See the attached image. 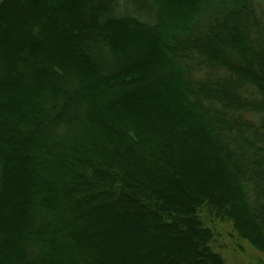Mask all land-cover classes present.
<instances>
[{
	"label": "trees",
	"instance_id": "obj_1",
	"mask_svg": "<svg viewBox=\"0 0 264 264\" xmlns=\"http://www.w3.org/2000/svg\"><path fill=\"white\" fill-rule=\"evenodd\" d=\"M187 140L225 188L186 180ZM9 225L0 264H124L106 234L125 264H227L223 233L264 259V0H0Z\"/></svg>",
	"mask_w": 264,
	"mask_h": 264
},
{
	"label": "rangeland",
	"instance_id": "obj_2",
	"mask_svg": "<svg viewBox=\"0 0 264 264\" xmlns=\"http://www.w3.org/2000/svg\"><path fill=\"white\" fill-rule=\"evenodd\" d=\"M37 12L39 11L38 9H36ZM26 12H29L27 10L25 11H21L20 13L16 14L17 17H21L22 20H26ZM32 13V12H31ZM31 13L28 14L31 15ZM71 13H73V15H71ZM70 13V16H62L61 14L57 15V16H53L50 13L46 12L43 9V15H45L46 18L51 19L52 21H55L57 24L55 26L56 31L54 32V34H49V40H50V51L49 52L52 56H56V57H68L71 59H75L77 60V57L74 55L72 56V50H71V45H68L69 43H67L65 41L66 38H64L63 33L64 30L67 29V27L69 25H72L74 23V18H75V14L74 11ZM27 16V17H28ZM28 20V19H27ZM16 23H14L15 25ZM161 103V102H160ZM158 107H160L159 110L162 111L163 107L160 106V104H156ZM146 110V109H145ZM144 110V112H145ZM138 109L136 107H134L133 112H137ZM159 114V113H158ZM149 117V116H147ZM171 118H176V114L174 115V113H172ZM164 124H167L168 121L164 122L162 121ZM170 124V123H169ZM201 150H203L205 152V149L202 148L200 146ZM202 151V152H203ZM201 151H199V145H196V143L187 140L184 145L183 148L181 149V155H182V159L185 162L184 166L185 169L187 170V168H189L188 170H192V174H186V180L190 181L191 183L193 182L192 179L198 180L199 178H202L203 180H206L208 182L211 183V189L215 190L216 192H218L221 188H223L225 185L221 186V174L219 172V170H215V166L213 163L211 162H201L200 160H196L198 158H205L207 157L205 154H200ZM196 157V158H195ZM195 171V172H194ZM166 182V181H165ZM187 182V181H186ZM19 183V182H18ZM193 184V183H192ZM182 189L185 190L186 186L185 184H183ZM225 188V187H224ZM21 192V194H20ZM16 194L23 199L26 198L25 192L21 189V187L19 188V190H16ZM11 218V217H10ZM17 218V217H15ZM10 221V219H9ZM21 225V224H20ZM22 227V225L20 226ZM114 226H112L111 224L108 226H104V228L106 230H110L112 229ZM128 228V225H125V229ZM12 226H5L3 228L2 231V235H0V246L3 247L5 246V237L4 234L6 235V237H11L13 234V231H11ZM107 237V234L105 235ZM104 237L103 239H99L100 243L98 242V246L99 249L101 248L103 251L105 249H108V252L114 251L116 250V252H114V254L117 255V257L119 258H123L122 260L124 261V264L127 263L126 260L128 259V250L125 249V251H120L117 250V245L119 244V242L123 243V240L121 241L119 238H116L115 240L113 239V242H111V238H106ZM8 239V238H7ZM115 245V246H114ZM219 249L221 250V254L223 255V258L225 260V262L227 264H254V262H258V260L261 262H264V259H261L259 257H254L253 255V251L252 249H250L249 247L243 245L240 243L237 244L235 243V241L231 240V238L226 234L223 233V235L221 236L220 240H219ZM97 246V247H98ZM5 248V247H4ZM2 248V249H4ZM130 252V251H129Z\"/></svg>",
	"mask_w": 264,
	"mask_h": 264
}]
</instances>
